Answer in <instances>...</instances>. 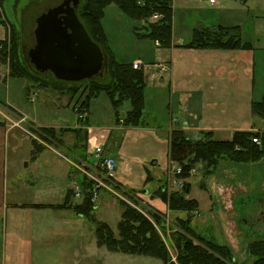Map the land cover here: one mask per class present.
<instances>
[{
    "label": "rangeland",
    "instance_id": "374dc122",
    "mask_svg": "<svg viewBox=\"0 0 264 264\" xmlns=\"http://www.w3.org/2000/svg\"><path fill=\"white\" fill-rule=\"evenodd\" d=\"M63 1L3 0L2 3L0 102L12 104L20 114L8 138L10 202L0 210V264H164L157 258L112 252L98 245L97 221L107 222L118 234L123 202L151 220L152 214L161 216L162 224L156 226L169 250V263L178 264L173 233L179 229V218L191 219L198 234L227 244L236 264L252 263L254 258L247 251L249 243L264 240V158L251 163L222 160L207 180L204 178L207 162L194 161L187 199L198 200L199 208L171 211L168 203L159 198L158 191L164 186L169 193L178 190L179 186L173 184L177 177L173 176L169 187L167 178L153 168V163L158 159L164 164L167 145L161 138L171 140L175 129L165 133L155 128H166L162 127L164 121L171 118L181 120L183 112L176 105L172 115L161 109L170 101V90L168 85L162 91L158 89L154 73L159 71L155 69L157 65L152 64L172 61L177 74L204 71L215 83L218 81L216 92L225 100L217 108L203 113L204 120L221 129L216 139L230 138L229 130H242V127L263 131L264 115L255 112L254 107L264 100V0H217V4H210L208 0H174L173 40L176 46L171 47H159L155 40L144 37L149 31V22L155 20L153 17L140 21L127 16L115 4L107 6L102 26L115 59L121 64L139 59L150 66L142 69L146 80L143 126L131 132L121 130L120 134L112 130L117 127L115 112L106 92L90 101L86 118L80 119L78 106L82 105L86 94H79L87 80L72 84H82L72 98L66 92L71 82L64 85L67 90L56 89L44 81L9 74L12 60L36 70L30 58L36 39L33 40L30 30L37 26L41 14ZM199 26L236 27L240 31L242 48H186L194 29ZM246 46L250 48H244ZM107 72L108 65L97 78L106 79ZM27 75L30 76L29 71ZM164 75L169 82L171 75ZM45 77L52 80V74ZM128 106L126 102L122 109L124 115ZM157 107L161 109L159 114L153 111L158 110ZM0 109L5 110L1 106ZM88 117L92 129L90 137L86 138L88 132L83 126ZM118 125L126 127L124 122ZM148 125H153L156 133L142 129ZM46 127L54 128L55 134L43 132L41 128ZM177 130L184 131L193 140L201 139L203 132H207ZM34 141L42 147L37 155L34 154ZM106 143L111 151L121 153L120 170L127 177L136 179L138 176L132 170L125 171L128 165L134 171L146 166L153 182L144 191L123 187L114 179V173L95 200L93 212L78 215L74 207L81 203L82 196L77 197L75 189L85 174L89 176L83 165L93 161L97 144ZM191 159L196 160L193 156ZM68 199L70 205L66 203ZM155 203H160L161 207Z\"/></svg>",
    "mask_w": 264,
    "mask_h": 264
},
{
    "label": "trees",
    "instance_id": "16d2710c",
    "mask_svg": "<svg viewBox=\"0 0 264 264\" xmlns=\"http://www.w3.org/2000/svg\"><path fill=\"white\" fill-rule=\"evenodd\" d=\"M174 0H83L78 14L93 39L99 43L107 54L108 72L106 79L97 77L87 80V84L79 94H86L81 106H78L80 114L89 110L90 101L106 92L111 99L115 112L116 124H121L123 119L126 127H140L144 123L145 111V87L146 80L142 70L134 69L133 64L119 63L107 44V39L102 26L104 11L107 6L115 4L127 16L136 20H150L155 14L161 17L149 22V31L144 37L160 41L161 47L173 45V8ZM246 1V0H244ZM3 0H0V20L4 16ZM3 40L0 39V43ZM189 49H239L241 47L240 31L224 26H199L194 29L192 40L185 45ZM249 49L250 46L244 47ZM10 75L15 77H27L31 80L44 81L56 89L67 90L64 86L66 81H60L52 74V80L45 75L31 70L25 64L18 61L11 64ZM28 71L30 76H28ZM43 79V80H42ZM72 84H76L71 82ZM78 84V83H77ZM72 85L68 88L70 96L74 98L78 94L82 84ZM63 85V86H62ZM80 99V97H79ZM80 101V100H79ZM129 102L127 112L122 113L124 104ZM254 111L264 115V100L257 103ZM86 118V117H85ZM80 118V119H85ZM85 123H88L87 120ZM43 132L55 134V129L41 128ZM78 132L77 129H72ZM80 132V131H79ZM204 138L191 139L181 130L173 132L171 139L170 156L173 162H179L182 166V174L177 178H186L187 181L178 190L169 193L166 186L159 189L158 194L164 202L168 203L171 211L197 210L199 202L196 199H187L191 191L189 181L194 161L205 160L207 170L204 174L206 180L215 172L222 160H230L237 163L257 162L264 158V132L247 130L235 131L232 139H215L213 131L204 133ZM88 135L85 134L87 138ZM254 138H260L261 143H255ZM34 143V154L42 151L36 141ZM196 158L191 159V157ZM87 160V159H86ZM88 163V161H87ZM89 164L91 162L89 161ZM148 179L151 176L148 175ZM95 181L83 176L81 186V203H77L74 210L78 215L86 216L93 212L95 200H93V189ZM67 205L71 200H67ZM121 220L119 222V233L116 234L112 227L105 221H97L96 237L99 246H105L109 251L122 252L130 255L149 256L160 259L164 264H176L170 262V253L156 225L162 224V218L158 214H152L153 220L149 219L141 211L134 207L121 203ZM91 211V212H90ZM94 218V217H92ZM179 229L173 233V240L178 251V264H236V259L231 248L214 238L202 236L197 233L192 225L191 219H178ZM248 254L254 258L250 264H264V240L249 243Z\"/></svg>",
    "mask_w": 264,
    "mask_h": 264
},
{
    "label": "crops",
    "instance_id": "0c3cea01",
    "mask_svg": "<svg viewBox=\"0 0 264 264\" xmlns=\"http://www.w3.org/2000/svg\"><path fill=\"white\" fill-rule=\"evenodd\" d=\"M35 28L36 25L30 30V35L32 36L33 40H35ZM31 38V37H30ZM173 46H176V43L174 44L173 40ZM135 61V60H134ZM165 62V61H160ZM157 62L153 63L152 65L156 64ZM173 64L171 62H165V65L168 66V70L161 71L160 69H156L157 73H154V76L156 79H154L155 82H159L158 89L162 91V89L165 88V85L169 86L170 90V101L167 104H163V107L161 109H164L166 111L170 112V115L174 113V106L176 105V108L178 110H181L183 112V118L181 120L177 119H170L169 121H164V125L162 127L166 128H158L154 127L153 125H148V128H142L144 131L148 130H154V128L157 131H164L165 133L168 130H191V131H213L214 138L216 139V133L221 130L217 129L215 127V124H212L210 121L204 120L203 113L207 109H215L217 106L222 103L225 100V97L220 98V96L217 94L216 91H218V81L215 83L214 79H210L209 73H205L198 71L197 73L193 71H188L187 73H176L173 69ZM164 73H169L170 81L168 82L166 80V76ZM10 74V72H9ZM11 76V75H10ZM3 75L0 74V80L2 79ZM161 96V95H160ZM177 98V99H176ZM176 102V103H174ZM0 106L4 107L5 110L0 109V210L5 209V207L8 206L9 201V180H8V170H7V149H8V138L10 133L13 131V125L18 119V114L15 110V108L10 103H3L0 102ZM155 110L158 114L160 113L161 109L157 107ZM145 113V111H144ZM88 123H86L83 128L88 133V137H90L92 124L90 123V118L88 117L87 120ZM117 127H113V132H117L118 134L123 133L121 130L126 132H131L130 130L139 129L140 127H122L116 124ZM255 126V125H253ZM252 126V128H253ZM153 128V129H152ZM242 131H249V130H255V131H262L258 130L257 128L248 129L247 127H242ZM115 130V131H114ZM231 132L230 138L227 139H219V140H228L232 139L233 134L235 131L238 130H229ZM264 132V130L262 131ZM156 133V131H155ZM166 135V134H165ZM87 137V138H88ZM96 140V138H94ZM155 139V138H154ZM159 141V139H157ZM162 141L165 142L167 145V150L165 153V159L164 164L161 163L160 160H154L153 168L158 170V173H161V175H165V179L167 178L166 185L169 187L171 186L173 175L170 172L171 164L173 163L172 158L170 156L171 151V140L169 137H166V139H162ZM103 145V144H97V147ZM107 147L108 152L115 156L118 160L117 169L115 172V177L120 185L123 187H128L132 189H140L145 190L146 187L153 182V176L146 168V166L143 167H137L135 168L136 171H134V168L131 167V165H128L127 169L125 171L128 173V171H131L134 173H137V178L134 179V177H127L126 174H124L120 170V166L122 160L121 156L119 154L121 153H115L111 151L108 148L107 143L104 145ZM91 162V161H90ZM175 163V162H174ZM89 164V162L85 163ZM164 165V167H163ZM83 167H86L83 165ZM163 167V170H162ZM165 170V172H163ZM162 171V172H161ZM148 175L151 176V179H148ZM161 175L159 177H161ZM129 181V182H126ZM166 181V180H165ZM126 183V184H125ZM165 184V183H164ZM163 184V186H164ZM173 184L178 186L176 184V178L173 180ZM128 185V186H127ZM165 187V186H164ZM156 202H159L156 200ZM156 206L161 207L160 203H155Z\"/></svg>",
    "mask_w": 264,
    "mask_h": 264
},
{
    "label": "water",
    "instance_id": "95a60500",
    "mask_svg": "<svg viewBox=\"0 0 264 264\" xmlns=\"http://www.w3.org/2000/svg\"><path fill=\"white\" fill-rule=\"evenodd\" d=\"M83 0H64L37 18L36 46L30 51L37 72L81 82L103 75L107 54L78 14Z\"/></svg>",
    "mask_w": 264,
    "mask_h": 264
},
{
    "label": "built area",
    "instance_id": "2783aa9c",
    "mask_svg": "<svg viewBox=\"0 0 264 264\" xmlns=\"http://www.w3.org/2000/svg\"><path fill=\"white\" fill-rule=\"evenodd\" d=\"M210 4H217V0H208ZM161 16L159 14H155L153 18L156 20L160 18ZM157 46H161L160 41H156ZM157 65V66H156ZM153 66V65H152ZM156 66V69H160L161 71L168 70V66L165 65V63L161 62L158 64H154ZM150 67L149 65L143 63L141 60H135L133 62V68L142 70ZM151 71V70H150ZM34 101V98H33ZM87 112L84 111V113L80 114V118H85ZM121 122H123V119H121ZM253 141L255 143L260 144L261 140L260 138H254ZM118 160L115 156L111 155L108 152V149L104 145H100L96 147L94 152V158L91 164H87V166L84 168L87 174L95 181L94 189H93V200L98 199L101 196V191L104 188L105 184L107 183V180L114 177V173L117 170ZM170 172L173 176H179L182 174V166L177 163H172ZM92 173V174H91ZM102 175L103 178H101ZM187 181L186 178H176V184L181 187L183 184ZM108 184V183H107ZM81 187H76V196H81Z\"/></svg>",
    "mask_w": 264,
    "mask_h": 264
}]
</instances>
